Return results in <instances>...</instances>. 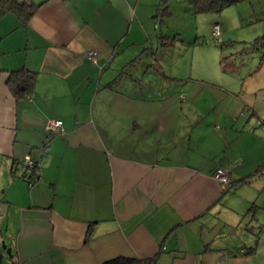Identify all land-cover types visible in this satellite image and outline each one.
<instances>
[{
	"label": "crops",
	"instance_id": "0c3cea01",
	"mask_svg": "<svg viewBox=\"0 0 264 264\" xmlns=\"http://www.w3.org/2000/svg\"><path fill=\"white\" fill-rule=\"evenodd\" d=\"M35 2L25 25L12 14L0 17L6 264H99L116 256L264 264V234L247 221L241 227L246 214L254 217L255 202H241L236 181L264 173V137L242 117L188 113L192 103L174 91L132 81L133 53L121 46L134 44L124 33L132 26L129 0ZM152 65L164 75L159 62ZM18 68L35 71L26 96L6 85ZM50 118H60L62 130L48 137ZM26 155L38 175L32 183ZM217 167L234 184L217 181ZM252 245L255 252L242 254Z\"/></svg>",
	"mask_w": 264,
	"mask_h": 264
},
{
	"label": "rangeland",
	"instance_id": "374dc122",
	"mask_svg": "<svg viewBox=\"0 0 264 264\" xmlns=\"http://www.w3.org/2000/svg\"><path fill=\"white\" fill-rule=\"evenodd\" d=\"M159 2L129 0L126 18L132 26L124 33L134 44L121 46H126L125 53H133L128 69L132 81L174 91L178 99L192 103L185 108L188 113L195 108L206 118L242 117L250 131L264 137V0H235L204 12L195 11L193 0H161L169 10L162 15ZM214 24L219 27L216 37ZM160 36L164 38L158 40ZM155 62L164 75L152 69ZM240 193L241 202L250 198L256 205L254 217L246 214L241 227L247 221L264 234V173L241 184ZM1 241L0 264H6Z\"/></svg>",
	"mask_w": 264,
	"mask_h": 264
},
{
	"label": "trees",
	"instance_id": "16d2710c",
	"mask_svg": "<svg viewBox=\"0 0 264 264\" xmlns=\"http://www.w3.org/2000/svg\"><path fill=\"white\" fill-rule=\"evenodd\" d=\"M235 0H193V8L197 12L219 10L223 6L232 3ZM41 3L35 2V0H0V17L5 14L14 15L21 24L25 25L29 19L33 16L36 9ZM158 10H167V6H161V0L157 6ZM25 81V88H21L19 80ZM35 79V71L27 68H18L10 71L6 80V85L9 90L16 96H26L33 90V83ZM60 119V118H59ZM55 133V132H53ZM52 133V134H53ZM52 136V135H51ZM237 183H249L251 181V174L246 175L236 180ZM234 180H231L225 187L228 188L234 184ZM225 188V189H226ZM256 246L252 245L242 252V254H251L255 252ZM153 258H136L130 256H116L102 261L99 264H153Z\"/></svg>",
	"mask_w": 264,
	"mask_h": 264
},
{
	"label": "built area",
	"instance_id": "2783aa9c",
	"mask_svg": "<svg viewBox=\"0 0 264 264\" xmlns=\"http://www.w3.org/2000/svg\"><path fill=\"white\" fill-rule=\"evenodd\" d=\"M212 32L214 37L219 35V27L217 24L213 25ZM88 56L90 58H94V51H89ZM61 125H62L61 119L50 118L46 126L47 136L51 137L53 132H60L62 130ZM22 163H23L22 166L24 169V173L27 175L26 178L29 181V183L36 181L38 179V175L35 172H33V168L35 166L34 161L30 158L29 155H26ZM213 177L224 185L229 184V182L231 181V176L229 174V171L224 167H217L213 172ZM3 210H4V206L2 203H0V212H2Z\"/></svg>",
	"mask_w": 264,
	"mask_h": 264
},
{
	"label": "water",
	"instance_id": "95a60500",
	"mask_svg": "<svg viewBox=\"0 0 264 264\" xmlns=\"http://www.w3.org/2000/svg\"><path fill=\"white\" fill-rule=\"evenodd\" d=\"M23 83L24 82L22 79L19 80V84L21 87H23ZM1 242H2V248L5 250L6 254L8 256H11V247L7 246L3 240ZM0 261H1V251H0Z\"/></svg>",
	"mask_w": 264,
	"mask_h": 264
}]
</instances>
